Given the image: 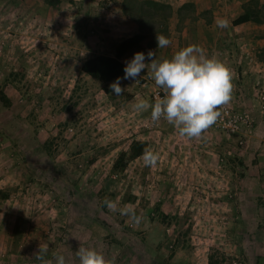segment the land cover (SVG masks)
<instances>
[{"label": "rangeland", "instance_id": "obj_1", "mask_svg": "<svg viewBox=\"0 0 264 264\" xmlns=\"http://www.w3.org/2000/svg\"><path fill=\"white\" fill-rule=\"evenodd\" d=\"M136 34L118 60L121 96L117 77L81 71ZM156 34L170 45L158 48ZM191 44L231 69L233 98L218 110L235 131L217 122L190 139L134 111L163 90L150 69L123 79L125 61ZM132 142L159 153L156 167L129 157ZM0 192V264H41L39 245L53 264L55 254L79 264L80 246L108 264H264V0H0Z\"/></svg>", "mask_w": 264, "mask_h": 264}, {"label": "clouds", "instance_id": "obj_2", "mask_svg": "<svg viewBox=\"0 0 264 264\" xmlns=\"http://www.w3.org/2000/svg\"><path fill=\"white\" fill-rule=\"evenodd\" d=\"M214 22L221 29L230 26L226 18H216ZM156 41L158 48H166L171 43L162 34H156ZM146 58L149 63H145ZM145 69H150L148 74L155 85L163 90V96H157L154 102L138 98L133 104L134 111L142 113L150 110L153 123L163 119L177 128L181 136L190 139L200 138L215 125L222 115L218 109L228 105L233 98L231 69L219 59L207 56L195 44L176 51L170 59L158 60L156 52L152 50L148 51L147 57L142 52H136L131 60L125 61L123 79L137 80ZM120 82L121 78L117 77L110 84L116 96H121L125 90ZM159 158L158 152L145 148L140 159L145 166L156 167ZM103 203L110 211L118 210L134 223L141 219L130 204L118 208L107 197ZM47 254V247L39 245L33 256L41 264H53L52 260L46 259ZM75 254L79 264H108L105 257L95 249L80 246ZM55 262L65 264V257L55 254Z\"/></svg>", "mask_w": 264, "mask_h": 264}, {"label": "trees", "instance_id": "obj_3", "mask_svg": "<svg viewBox=\"0 0 264 264\" xmlns=\"http://www.w3.org/2000/svg\"><path fill=\"white\" fill-rule=\"evenodd\" d=\"M248 21V15L242 14L237 19H235L232 24L237 25ZM255 21H258L257 18ZM142 41V36L132 35L125 38L117 43L113 50V57L105 56H94L86 60L81 65V71L91 77H95L103 82H110L115 79L123 70L119 65L118 60L121 59L130 49L137 46ZM145 143L143 142H132L130 147V158H136L142 155L145 149ZM0 199H7V194L0 192ZM18 230L14 226L10 234V248H13L17 244ZM206 264H219L211 260L209 257Z\"/></svg>", "mask_w": 264, "mask_h": 264}, {"label": "built area", "instance_id": "obj_4", "mask_svg": "<svg viewBox=\"0 0 264 264\" xmlns=\"http://www.w3.org/2000/svg\"><path fill=\"white\" fill-rule=\"evenodd\" d=\"M219 111H221L222 113L221 117L218 120V122L222 123L221 126L227 131H235L237 129L236 120L230 118L229 113L226 109L221 108Z\"/></svg>", "mask_w": 264, "mask_h": 264}]
</instances>
